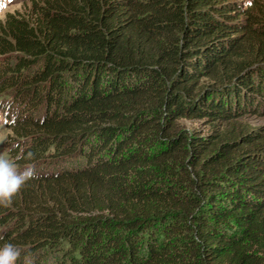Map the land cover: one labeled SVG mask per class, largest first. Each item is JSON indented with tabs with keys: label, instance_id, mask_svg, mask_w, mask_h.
<instances>
[{
	"label": "trees",
	"instance_id": "obj_1",
	"mask_svg": "<svg viewBox=\"0 0 264 264\" xmlns=\"http://www.w3.org/2000/svg\"><path fill=\"white\" fill-rule=\"evenodd\" d=\"M263 13L32 0L6 14L9 149L38 174L0 206L16 264H264V127L243 121L264 111Z\"/></svg>",
	"mask_w": 264,
	"mask_h": 264
},
{
	"label": "rangeland",
	"instance_id": "obj_2",
	"mask_svg": "<svg viewBox=\"0 0 264 264\" xmlns=\"http://www.w3.org/2000/svg\"><path fill=\"white\" fill-rule=\"evenodd\" d=\"M32 0H0V21H3L7 13L15 11H23L27 9ZM264 6V0H260ZM264 15V13H263ZM7 101L5 98H0V155L14 160L11 155L9 144L11 141V136L13 132L9 127L7 117L4 112L5 103ZM9 103V102H8ZM244 122L254 127H264V111L261 110L258 113H248L243 118ZM180 122L189 130H196L198 132H206L205 122L199 119H181ZM2 226L0 225V230ZM51 260L49 258H44L39 263L33 259V257H24L22 259V264H49Z\"/></svg>",
	"mask_w": 264,
	"mask_h": 264
},
{
	"label": "clouds",
	"instance_id": "obj_3",
	"mask_svg": "<svg viewBox=\"0 0 264 264\" xmlns=\"http://www.w3.org/2000/svg\"><path fill=\"white\" fill-rule=\"evenodd\" d=\"M32 154H28L31 158ZM23 157L17 156L16 160ZM38 178L34 166H26L22 170L15 160L0 155V206L9 208L13 198L19 194L28 181ZM20 257V250L11 243L0 247V264H16Z\"/></svg>",
	"mask_w": 264,
	"mask_h": 264
}]
</instances>
